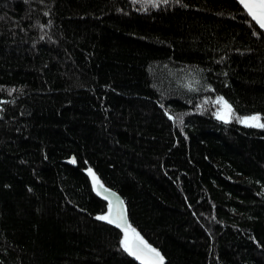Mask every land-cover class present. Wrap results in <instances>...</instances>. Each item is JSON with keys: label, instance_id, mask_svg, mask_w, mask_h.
I'll return each instance as SVG.
<instances>
[{"label": "trees", "instance_id": "16d2710c", "mask_svg": "<svg viewBox=\"0 0 264 264\" xmlns=\"http://www.w3.org/2000/svg\"><path fill=\"white\" fill-rule=\"evenodd\" d=\"M249 19L233 0H0V264H140L89 167L164 264H264V128L236 118L264 114Z\"/></svg>", "mask_w": 264, "mask_h": 264}, {"label": "snow or ice", "instance_id": "6c2138e0", "mask_svg": "<svg viewBox=\"0 0 264 264\" xmlns=\"http://www.w3.org/2000/svg\"><path fill=\"white\" fill-rule=\"evenodd\" d=\"M43 2V0H42ZM169 0H159V3L167 4ZM177 4H181L183 0H175ZM147 3H151L153 7H158L157 0H147ZM233 3L238 6L240 12L246 14L250 19L247 23L252 27V34L256 36H264V33L256 30V25L259 29H264V0H233ZM187 6V5H185ZM51 23V21H49ZM44 27V25H41ZM191 88L192 85L189 84ZM212 87L211 84L208 85ZM2 100V98H0ZM216 103L222 104V108H218L215 115L223 120L228 121L235 115L232 105L223 97L217 96ZM171 117V113H168ZM262 113L253 112L248 115L236 117L241 124L255 125L260 128H264V120L261 119ZM75 162V158H72ZM85 171L92 177L93 188L107 201V211L97 212L96 218L110 223L121 230L119 235L118 249H121L123 253H127L129 256L134 257L140 261V264H164L165 257L161 253L158 247L153 246L144 235L130 223L123 198L111 188H107L100 181V178L96 175L91 167L86 168ZM264 247V245H262Z\"/></svg>", "mask_w": 264, "mask_h": 264}, {"label": "water", "instance_id": "95a60500", "mask_svg": "<svg viewBox=\"0 0 264 264\" xmlns=\"http://www.w3.org/2000/svg\"><path fill=\"white\" fill-rule=\"evenodd\" d=\"M259 27V26H258ZM263 31H264V29H262ZM106 187V186H105ZM113 190V189H112ZM114 191V190H113ZM96 192H97V190H96ZM114 192H116V191H114ZM98 193V192H97ZM117 193V192H116ZM99 194V193H98ZM120 195V194H119ZM121 196V195H120Z\"/></svg>", "mask_w": 264, "mask_h": 264}, {"label": "rangeland", "instance_id": "374dc122", "mask_svg": "<svg viewBox=\"0 0 264 264\" xmlns=\"http://www.w3.org/2000/svg\"><path fill=\"white\" fill-rule=\"evenodd\" d=\"M221 106L223 107V105H222V104H221ZM222 107H221V108H222ZM90 177H91V176H90ZM91 180H92V177H91Z\"/></svg>", "mask_w": 264, "mask_h": 264}]
</instances>
